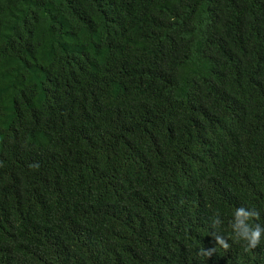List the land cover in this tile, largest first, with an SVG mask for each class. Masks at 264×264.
Returning a JSON list of instances; mask_svg holds the SVG:
<instances>
[{
	"label": "trees",
	"instance_id": "1",
	"mask_svg": "<svg viewBox=\"0 0 264 264\" xmlns=\"http://www.w3.org/2000/svg\"><path fill=\"white\" fill-rule=\"evenodd\" d=\"M241 206L264 0H0V264H264Z\"/></svg>",
	"mask_w": 264,
	"mask_h": 264
},
{
	"label": "clouds",
	"instance_id": "2",
	"mask_svg": "<svg viewBox=\"0 0 264 264\" xmlns=\"http://www.w3.org/2000/svg\"><path fill=\"white\" fill-rule=\"evenodd\" d=\"M260 213L255 208H245L243 206L235 209L233 214V220L230 222L233 235L230 237L235 242H246L247 248H255L260 242L262 235H264V226L260 224L249 223L252 220H259ZM221 224L219 218V212L216 213L213 218V227H218ZM215 241L217 244L227 249L229 244L223 236L215 235Z\"/></svg>",
	"mask_w": 264,
	"mask_h": 264
}]
</instances>
